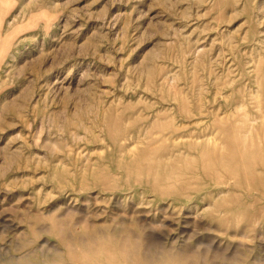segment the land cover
<instances>
[{
  "label": "rangeland",
  "instance_id": "1",
  "mask_svg": "<svg viewBox=\"0 0 264 264\" xmlns=\"http://www.w3.org/2000/svg\"><path fill=\"white\" fill-rule=\"evenodd\" d=\"M0 264H264V0H0Z\"/></svg>",
  "mask_w": 264,
  "mask_h": 264
},
{
  "label": "bare ground",
  "instance_id": "2",
  "mask_svg": "<svg viewBox=\"0 0 264 264\" xmlns=\"http://www.w3.org/2000/svg\"><path fill=\"white\" fill-rule=\"evenodd\" d=\"M172 115V114H171Z\"/></svg>",
  "mask_w": 264,
  "mask_h": 264
}]
</instances>
